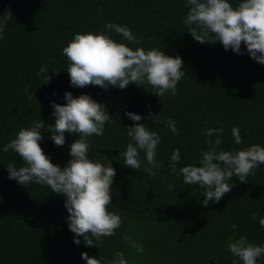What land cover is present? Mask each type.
<instances>
[{"label": "trees", "instance_id": "16d2710c", "mask_svg": "<svg viewBox=\"0 0 264 264\" xmlns=\"http://www.w3.org/2000/svg\"><path fill=\"white\" fill-rule=\"evenodd\" d=\"M229 2L235 7L240 0ZM7 9L13 19L0 38V264H86L82 252L110 260L115 251L124 252L128 264H233L238 258L227 249L229 236L244 235L250 243L264 245L259 224L264 218V165L246 183L233 177L228 181L231 191L207 207L201 203L203 189L185 185L183 177L177 178L169 168L173 149L180 150L178 168L199 166L208 139L202 131L208 127L223 126L221 150L264 147V65L250 58L243 43L238 55L219 42L195 41L183 23L185 0H0V15ZM109 22L127 26L140 38L138 45L129 47L159 48L182 59L186 75L175 96L169 93L159 99L147 84H130L123 90L70 85L62 49L75 33L104 31L128 44L106 30ZM41 66L49 71L47 84L43 75L37 76ZM25 88L35 98L29 100ZM65 92L73 97L90 95L112 116L104 135L89 137L88 157L105 165L110 162L116 170L108 210L121 216L122 225L98 247H86L82 237H75L81 243L74 244L63 195L47 186L24 187L9 179L7 165L19 167L22 161L12 150L2 151L21 128H30L39 119L46 126L54 124L50 102L65 104ZM125 112L142 119L133 122ZM150 113L174 120L178 132H171L163 121L153 123ZM133 123L147 125L161 138L156 160L163 167L154 177L123 163L120 153L132 142L126 126ZM236 125L242 145H236L231 135ZM41 135L40 146L51 162L66 166L69 146L78 135L65 133L63 146H56L43 130ZM169 184L174 185L172 190ZM232 224L237 225L234 233ZM125 235L143 246L142 255L122 239ZM257 264H264V256Z\"/></svg>", "mask_w": 264, "mask_h": 264}, {"label": "clouds", "instance_id": "9594fccd", "mask_svg": "<svg viewBox=\"0 0 264 264\" xmlns=\"http://www.w3.org/2000/svg\"><path fill=\"white\" fill-rule=\"evenodd\" d=\"M185 7L188 11L183 23L195 41L201 44L219 42L226 51L231 49L238 55L242 54L243 43L250 58L264 65V0H240L235 7L229 0H185ZM12 19L11 9L0 15V38L7 22ZM105 28L120 35L128 44L117 42L104 31L75 33L62 49V55L68 61L66 71L72 87L91 85L107 89L113 86L123 90L130 84L138 87L147 84L159 99L169 93L172 96L177 94V84L186 75L178 55H166L159 48L129 47V44L138 45L140 38L127 26L109 22ZM48 72L45 66L37 72L38 77L43 75V84L50 82ZM24 92L29 100L35 98L28 88ZM63 98L65 104L50 102L54 124L46 126L39 119L32 127L21 128L15 138L4 145L3 152L12 150L22 161L19 167L14 163L7 165L8 178L24 187L30 183L47 186L52 193L63 195L68 229L75 234L73 243L79 245L81 240L75 237H82L86 247H98L103 243L102 238L115 236L122 225L121 216L108 210L116 170L110 162L105 165L88 157L89 137L104 135L105 124L111 121L112 116L103 103H98L88 94L73 97L71 92H65ZM125 115L133 122L142 119L132 112H125ZM149 115L153 123L163 121L171 132H178L176 122L171 118ZM126 129L132 142L120 153L125 167L143 169L149 176H156L155 170L163 167V162L156 160L161 143L159 134L141 123H133ZM41 130L50 134L56 146L65 144V133L78 135L79 138L69 146L70 159L66 166L53 164L44 153L40 146L43 139ZM223 131V126L202 131L208 139L205 140L207 150L200 151L199 166L189 164L178 168L181 163L179 149H173L169 162L171 173L177 178L182 176L185 185L195 186L194 190L197 187L203 189L200 195L204 197L201 201L204 207L210 202L219 203L231 191L233 185L228 181L233 177L246 183L247 177L254 175L259 165H264V147L259 144L221 150ZM231 135L236 145L244 143L238 125L231 129ZM168 188L172 190L174 185L169 184ZM252 218L255 220L256 215L253 214ZM259 224L264 228V218L259 220ZM231 228L234 233L237 225L232 224ZM122 239L137 254L144 253L143 246L136 240L127 235ZM227 249L238 258L233 264H257V260L264 256V245L250 243L244 235L229 236ZM80 255L86 264H128L122 251L113 252L110 260L90 257L87 252Z\"/></svg>", "mask_w": 264, "mask_h": 264}]
</instances>
